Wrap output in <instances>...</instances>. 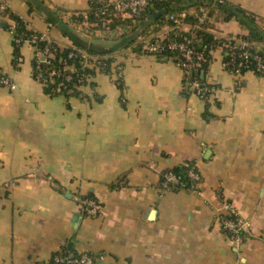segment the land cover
<instances>
[{
    "label": "crops",
    "instance_id": "0c3cea01",
    "mask_svg": "<svg viewBox=\"0 0 264 264\" xmlns=\"http://www.w3.org/2000/svg\"><path fill=\"white\" fill-rule=\"evenodd\" d=\"M219 1L251 13L264 31V0ZM91 2L10 0L13 16L62 49L74 47L65 30L112 51L121 83L97 73L81 98L48 95L33 76V49L23 45L16 61L0 26V74L16 85H0V264H53L69 247L93 264H264V76L235 77L214 48L195 74L212 91L201 99L174 60L142 49L141 37L167 26L106 30L89 20ZM203 6L215 39L248 36L223 8ZM198 8L183 11L182 31ZM253 43L264 58V41ZM190 163L202 177L198 193L164 192L162 175ZM84 198L103 212L84 214ZM223 199L251 225L239 245L221 226Z\"/></svg>",
    "mask_w": 264,
    "mask_h": 264
},
{
    "label": "built area",
    "instance_id": "2783aa9c",
    "mask_svg": "<svg viewBox=\"0 0 264 264\" xmlns=\"http://www.w3.org/2000/svg\"><path fill=\"white\" fill-rule=\"evenodd\" d=\"M173 0H96L102 5L98 11L95 12V17L101 19V26L93 23L94 26L102 27L106 30H111L110 24L112 23L111 17H118L122 20H133L136 26L137 21L142 17L147 10L152 7L154 3H166ZM11 5L10 0H0V26L2 23L7 25V29L11 33L13 40L18 45H28L31 47L35 54L36 63L38 68L40 65L49 64V60L55 53V48L52 47L53 42L45 35L40 37L14 38L15 23L11 20ZM210 11L206 6L198 8L194 22L190 29L186 32L181 30V25L184 23L186 15L184 12L179 14L170 13L166 19L171 22L168 25V31L162 35H144L140 38L142 49L147 55L164 57V55H173L170 58L174 60L176 65L180 68L185 78L192 79L191 85L196 92V95L201 99H207L211 94V89L203 84L201 81L194 79L193 74L199 73L204 69V66L211 58L213 50L206 52L197 47L200 39L197 36L200 31H207ZM147 20V17L145 18ZM20 20L25 25V28L31 30L30 23L23 17ZM40 41L47 42V45L39 47ZM223 52V67L235 77H240L243 70L251 71L258 75L264 76V58L254 51V43H249L242 37H228L219 46ZM74 53H71L68 58H72ZM82 68L91 69L96 74L102 73L107 68L106 58L92 57L86 53H82ZM63 70H53L47 77L41 78L39 82L45 84L54 83L55 78H61L62 72L69 71L75 73V70L63 62ZM108 74L115 78L116 84H120L123 79V67L112 61L109 65ZM77 82L82 84L87 81L89 83L92 75L83 78L77 75ZM74 79L72 75L67 74L64 77L66 83ZM65 82L58 84L55 91L62 93ZM42 84V85H43ZM0 85L14 91L16 85L9 78L0 74ZM82 88V87H81ZM68 93H72L69 91ZM187 175L191 180V184L185 186L172 172H166L162 175L161 187L164 192L172 191H189L198 193V188L202 182V177L195 163L187 165ZM81 207L84 214L88 216H98L102 213V205L98 201L90 198L81 199ZM219 220L224 231L227 232L230 240L239 245L243 238L251 233V225L245 219L240 217L239 212L234 208L233 204L223 199L220 203L218 211ZM94 258L87 253L75 252L67 250L57 253L53 258V264H93Z\"/></svg>",
    "mask_w": 264,
    "mask_h": 264
},
{
    "label": "trees",
    "instance_id": "16d2710c",
    "mask_svg": "<svg viewBox=\"0 0 264 264\" xmlns=\"http://www.w3.org/2000/svg\"><path fill=\"white\" fill-rule=\"evenodd\" d=\"M27 1L30 6V0H27ZM205 4H215L217 7L223 8L225 14L227 15L226 16L227 20H232V19L236 20L244 29L247 30L248 36L243 38L247 42L253 43V42L264 41V31L262 30L261 26L257 23V20L254 15H252L251 13H248L241 7L231 5L225 2H221L219 0H173V1L166 2V3H154L152 7H150L147 10V12L142 17H140V19L137 20L139 23L136 25L135 28L147 25L148 22L150 21L154 22L155 25L157 26L171 25V22H168L166 19L168 14L170 13L179 14L185 11L187 8L201 7ZM101 6L102 5L98 4L96 0H92L91 9L88 14L89 20L92 23L97 24L98 26H101L102 23L100 21L101 19H98L95 17V12L98 11ZM43 12L46 14L49 22L56 23V20L53 14L47 8H43ZM146 17H147V20L145 19ZM111 19H112V23L110 24V26L112 28H115L121 25H126V24L127 25L133 24V20H122L118 17H113V16L111 17ZM11 20L15 23L14 38L26 39L28 37H34V36L40 37L41 36L39 33L33 31L32 29L31 30L26 29L25 25L20 20V16H13L11 14ZM6 28H8L7 25H6ZM64 35L68 36L74 42V47L62 49L56 43H53L52 47L55 48V53L53 57L49 60V64L40 65L38 68L36 59H34L33 76L35 79L39 81L41 80L40 77L41 78L47 77V75L53 70L62 71L64 68L63 62L66 61L67 65L71 66L75 70V73H70L69 71L67 72L63 71L61 78H55L54 83L45 84V85L43 83L42 84L44 86L45 92L48 95L52 97L63 96L67 100H70L71 98H81L83 96L82 94L83 88L87 87L90 84V82L87 83V81L83 82L82 84H79L77 82L78 80L77 75L80 77L82 76L83 78H86L90 75H92L93 77L96 74L91 69L82 68V63H83L82 53H86L87 55L92 56V57H99V58L107 59L105 60L106 63H108L107 68L104 69L101 74L109 75L108 74L110 70L109 65L111 64L113 60L107 57V55L112 52L111 50L107 51L106 49L97 48L96 46H88L84 44L81 40H79L78 38L74 37L72 33H68L65 30H64ZM197 36L200 39V43L197 45V47L201 50L203 49L206 50V52H209L213 50L214 48L221 46V44L224 42V39L217 40L212 35L207 33L206 31L198 32ZM38 45L39 47H43L47 45V42L40 41ZM13 46L15 50V53H14L15 59L16 61H18L21 57L20 49L22 46L16 44L14 40H13ZM254 51L259 53L256 49H254ZM71 53H74V56L72 58H68ZM164 56L171 57L173 55L169 54V55H164ZM242 72L245 73L247 71L243 70ZM67 74L72 75L74 77V79L69 83H66L64 80V77ZM195 74L196 73L193 74L194 79H197L200 81L199 77L195 76ZM62 82H65L64 85L66 86L63 87L62 93H57L55 89L58 86V84ZM69 91H72V93H68ZM170 172L176 175V177L185 186H188L189 184H191V180L189 179L187 175V172H188L187 166H180V167L174 168ZM67 250L74 251L72 247H69V248L63 249L61 252H64Z\"/></svg>",
    "mask_w": 264,
    "mask_h": 264
},
{
    "label": "water",
    "instance_id": "95a60500",
    "mask_svg": "<svg viewBox=\"0 0 264 264\" xmlns=\"http://www.w3.org/2000/svg\"><path fill=\"white\" fill-rule=\"evenodd\" d=\"M1 26L4 27L5 26V23H2Z\"/></svg>",
    "mask_w": 264,
    "mask_h": 264
},
{
    "label": "rangeland",
    "instance_id": "374dc122",
    "mask_svg": "<svg viewBox=\"0 0 264 264\" xmlns=\"http://www.w3.org/2000/svg\"><path fill=\"white\" fill-rule=\"evenodd\" d=\"M102 212H103V210H102Z\"/></svg>",
    "mask_w": 264,
    "mask_h": 264
}]
</instances>
